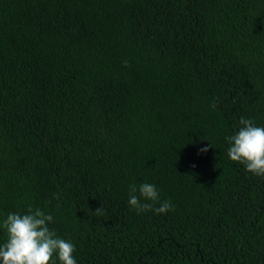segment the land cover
I'll return each mask as SVG.
<instances>
[{"label":"trees","instance_id":"16d2710c","mask_svg":"<svg viewBox=\"0 0 264 264\" xmlns=\"http://www.w3.org/2000/svg\"><path fill=\"white\" fill-rule=\"evenodd\" d=\"M241 117L264 127V0H0V224L44 210L77 264H264ZM145 182L171 211L129 207Z\"/></svg>","mask_w":264,"mask_h":264},{"label":"clouds","instance_id":"9594fccd","mask_svg":"<svg viewBox=\"0 0 264 264\" xmlns=\"http://www.w3.org/2000/svg\"><path fill=\"white\" fill-rule=\"evenodd\" d=\"M215 106L214 103L212 107ZM225 140L231 161L242 164L254 176L264 177V127L241 117L238 130ZM200 151L206 153L208 147ZM53 199H59V195H54ZM156 203L160 206L153 207ZM128 205L137 213L151 210L156 214L166 213L174 207L170 201H160L156 186L147 182L139 187L130 186ZM95 213L103 215L102 208L96 209ZM52 221V215L40 208L29 207L26 214L8 213L0 224L6 232V241L0 245V264H57L54 256L60 264H77L73 255L75 246L49 228Z\"/></svg>","mask_w":264,"mask_h":264}]
</instances>
